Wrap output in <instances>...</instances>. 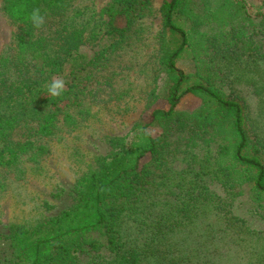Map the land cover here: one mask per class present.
I'll return each mask as SVG.
<instances>
[{
	"label": "trees",
	"instance_id": "16d2710c",
	"mask_svg": "<svg viewBox=\"0 0 264 264\" xmlns=\"http://www.w3.org/2000/svg\"><path fill=\"white\" fill-rule=\"evenodd\" d=\"M65 1L4 0L3 10L13 21L29 24L33 9L46 17L63 10ZM184 1L164 0L160 8L167 48L162 99L167 107L151 109L150 120L139 123L127 145L110 139V152L94 171L68 190H58L56 197L66 192L74 200L69 209L33 228L14 226L0 232V244H5L0 264L263 263L252 232L208 187L211 179L222 183L224 171L213 163L215 157L206 153L196 158L181 145L186 135L200 138L216 131L219 135L212 142L221 152L226 147L223 135H228L233 164L246 173L251 189L264 193V132L255 120L264 108V11L251 14L244 0H229L238 17L225 33L206 38L210 67L189 81L176 67L189 44V30L180 22ZM147 2L111 0L104 11L106 33L122 41L142 18ZM77 34L67 32L61 49L66 54L56 58L61 64L78 48ZM18 42L25 47L22 36ZM38 55L46 62L39 69L50 67L52 56ZM216 61L222 66L216 67ZM44 80L28 79L16 86L2 98L5 105L37 98ZM250 94L257 100L255 111L248 104ZM185 95L199 96L203 104L191 114L176 111ZM52 115L42 116L33 134L50 135ZM153 126L160 128L156 137L147 131ZM14 128L13 119L0 117V166L12 164L30 146L27 137L20 142L10 139ZM145 155L149 162L139 168ZM176 162L183 164L178 171L172 167ZM123 224L130 230L128 238L122 236Z\"/></svg>",
	"mask_w": 264,
	"mask_h": 264
},
{
	"label": "rangeland",
	"instance_id": "374dc122",
	"mask_svg": "<svg viewBox=\"0 0 264 264\" xmlns=\"http://www.w3.org/2000/svg\"><path fill=\"white\" fill-rule=\"evenodd\" d=\"M3 1L0 0V117L13 119L15 128L9 134L13 142L27 137L30 146L12 164L0 166V232L14 226L33 228L69 209L74 200L66 192L56 197L58 190H68L94 171L101 157L110 152V139L127 145L139 123L150 120L151 109L167 107L162 99V60L167 50L160 19L164 0H148L142 18L122 41L106 33L104 11L111 0H66L63 10L49 13L39 30L32 23H17L9 18ZM244 2L251 14L264 11V0ZM237 17L229 0L184 1L180 22L189 30V44L176 67L189 81L210 67L206 38L225 33ZM74 31L78 32L80 44L61 64L56 58L66 54L61 50L62 42L67 32ZM21 36L24 48L18 42ZM53 41L56 46L48 45ZM42 53L52 56L53 61L50 67L39 69L46 63L38 55ZM216 63V67L222 66L220 61ZM34 78H45L43 92L37 98L25 102L18 99L7 107L4 95ZM56 78L63 79L66 87L59 97H51L47 85ZM247 100L255 111L256 98L250 94ZM201 104V97L185 95L175 110L191 114ZM261 111L255 120L264 132V108ZM47 113L53 114L51 134H33L35 125ZM147 131L156 137L160 128L153 126ZM215 134L219 135L216 131L200 138L186 135L181 147L196 158L206 153L215 157L213 163L224 171L222 183L211 179L208 187L223 201L229 214L242 220L252 232L258 259L264 264V193L251 189L246 173L233 164L228 135H223L221 144L226 147L219 152L212 142L217 140ZM148 162L149 156L145 155L139 160V168ZM172 167L178 171L183 164L176 162ZM120 230L128 238V225H121ZM4 249L5 244H0V250Z\"/></svg>",
	"mask_w": 264,
	"mask_h": 264
},
{
	"label": "clouds",
	"instance_id": "9594fccd",
	"mask_svg": "<svg viewBox=\"0 0 264 264\" xmlns=\"http://www.w3.org/2000/svg\"><path fill=\"white\" fill-rule=\"evenodd\" d=\"M33 28L41 29L45 24V16L41 15V10L39 8L33 9L29 17ZM65 81L61 78L53 79L47 85V94L51 97H59L65 90Z\"/></svg>",
	"mask_w": 264,
	"mask_h": 264
}]
</instances>
